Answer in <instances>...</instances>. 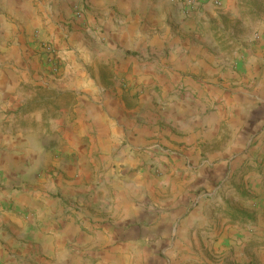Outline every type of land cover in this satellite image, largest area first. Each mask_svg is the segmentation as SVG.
I'll return each mask as SVG.
<instances>
[{"label": "crops", "instance_id": "obj_1", "mask_svg": "<svg viewBox=\"0 0 264 264\" xmlns=\"http://www.w3.org/2000/svg\"><path fill=\"white\" fill-rule=\"evenodd\" d=\"M88 1V16L97 30L71 28L63 76L58 82H38L39 91L58 94L68 106L58 104L54 94L48 96L52 111L17 110L25 100L21 82L0 72V264H82L80 251L73 248L84 247V224L78 215L67 213L66 204L71 199L84 203L87 191L82 178L84 168L91 165L101 166L113 187V211L108 215L114 219L106 226L126 242L120 243L122 254L102 249L108 264H119L130 254L138 227H125L138 215L145 217L138 214V198L165 205L145 220L152 223L151 237L163 248L166 264H233L253 258V253L264 262V253L251 251L264 247V210L259 209L264 203L260 186L264 170L255 169L264 148L260 140L249 149L245 144L264 121V42L247 50L244 69L251 80L243 78L246 82L230 88V82L215 77L213 85H206L194 82L192 73L217 71L213 47L229 43L223 42L228 37L224 33L230 31L224 21L235 0H220V8H204L201 19L193 21L182 18L174 0ZM142 46L159 50L167 75L159 82L143 83L158 85L162 96L171 92L174 76L189 74L183 84L190 91L170 95L159 114L152 111L154 91L144 88L132 97L119 82H95L96 76L83 74V65H92L95 71L102 68L108 51L115 55ZM13 52L6 51L5 59ZM225 126L230 132L218 153L225 159L219 167L228 166L231 178L241 186L229 190L224 200L197 196L186 205L184 189L198 179L181 168L180 158H190L192 151L201 152L203 144L220 140ZM212 162L213 158L201 160L198 175L217 172ZM150 164L163 175L149 172ZM168 191L170 196L157 197ZM92 199L100 201L97 194ZM105 205L99 211H107ZM192 247L199 248L200 255ZM206 249L218 258L208 260L201 251Z\"/></svg>", "mask_w": 264, "mask_h": 264}, {"label": "rangeland", "instance_id": "obj_2", "mask_svg": "<svg viewBox=\"0 0 264 264\" xmlns=\"http://www.w3.org/2000/svg\"><path fill=\"white\" fill-rule=\"evenodd\" d=\"M216 1L219 4H216ZM174 2L176 6H179L177 8L182 14V18L189 21L201 19L205 11L204 8L206 9L209 6L213 8L221 7L220 0H194L195 7L191 9L186 6V0H174ZM89 10L88 0H0V72L11 75L13 82H21L19 90L24 94L25 100L17 110L52 111L54 107L48 96L54 94L58 97V102H60L58 104L68 106L69 102L63 100L62 97L60 98L58 94L45 90L39 91L38 82H58L60 77L63 76L68 62L65 56L70 48L67 47L66 43L68 44V33L71 28L80 26L82 28L88 27L93 32L97 30L88 16ZM23 13L25 16H22ZM224 25L225 30L228 28L230 31L224 33L228 37L223 42L229 43L222 45L220 48L213 47L216 49L217 71L213 75H208L206 72L202 74L192 73L191 77L193 79V76L196 77L194 82H203L206 85H213L216 82L213 79L217 77L218 82H230V88H238L241 83L246 82L243 78L249 77L248 80H251L244 69L247 61V50L249 48L257 49L264 42V0H235L234 10L229 13V19L224 21ZM193 39L190 37V40ZM11 50L14 52L9 54L12 56L9 60H6L3 54ZM46 50H50L51 55L46 54ZM118 53L110 55L108 51L106 53L108 55L107 63L96 71L92 65L87 64L85 67L83 65L84 77L90 79L97 77L95 82H119V87L123 91L131 93L132 97H138L144 88L154 91L156 94L151 101L154 114H159L164 110V107L171 100L170 95H184V93L190 91L186 88V84H183L185 82L184 77L189 75H186V73L182 74V78H179L180 74L174 76L175 78L170 81L174 82L171 92L164 94V96L160 94L161 90L158 85L143 83L159 82L162 79L161 77L166 74L165 68L161 65L159 50L156 48L147 47L145 49L142 46L136 50H120ZM261 63L264 64V55ZM104 67L107 68L103 69ZM77 68L82 70V66ZM133 68L136 69V73H131ZM256 70L258 71V69ZM147 76L151 78V81H148ZM254 79H257V76H254ZM236 80L241 81L239 83ZM233 81L237 83H231ZM222 131L224 133H222L220 140L203 144L200 153L192 151L190 158H180L181 168L190 174L193 172L195 178L198 179L196 183L194 182V184L184 189L183 196L184 201L187 202L186 205L193 202L197 196H200V198L220 197L224 200L229 190L231 191L232 188L234 190L235 186H241L240 181L231 178L228 166H226V170L219 167L220 162L225 161V159L221 160L218 153L223 142L229 138L228 132H230L227 126L223 127ZM262 133H264V121L259 130L248 137L247 143H245L248 144V149L258 144L259 140L261 141L260 145L264 148V135ZM155 155L157 154L155 153ZM152 157L150 160L153 159ZM206 158H213L212 169L218 170L213 174L211 171L205 176H199L197 171L199 164L201 160ZM258 164L255 169L264 170V153ZM222 165L224 167L225 163L223 162ZM143 166L146 167L147 163L140 167ZM147 169L154 175H163V173H159L155 165L150 164ZM119 171L118 169L115 172L117 177L121 176L120 173L118 174ZM82 180L84 186H86L84 190L87 191L84 194V203L79 205V200L71 199L66 204L67 213L71 212L78 215L79 220L84 224V247L77 248L74 246L73 251H80L82 264H108L107 262L110 261L101 255L102 249H106L110 253L122 254L120 243H126L121 238H117V233L113 231L112 227L106 226V223L112 224L114 219L108 215L113 211V202L111 201V198H114L112 197L113 187L107 182L105 170L101 166L98 169H95L93 165L86 166ZM260 186L264 187V182ZM173 188V191L176 190V186H173ZM96 194L100 198L99 202L92 199V196ZM166 194L170 196L171 193L168 191L163 196L158 194L157 197L163 199L167 196ZM262 194L264 199V189ZM105 202V209L108 210L99 211L102 209H100V205L105 204ZM136 203L139 210L138 214H143L145 217L143 219L138 215L135 221L126 225L125 229L129 226L138 227V230L135 229L137 238L128 247L130 249L129 256L121 257L119 264H154L153 260L160 261V264H166L163 248L158 245L156 237H151V234H153V230L150 228L152 223L145 220L149 218L151 212L161 210V206L164 207L165 205L158 200L152 202V200H139V198ZM83 205L84 210H81ZM259 209L264 210V203L260 202ZM126 232L129 233V230H126ZM148 235L151 237L150 239L147 238ZM191 249L198 253L199 248L192 247ZM210 250L213 251V248ZM210 250L208 249L205 253L204 250L201 251L208 260H216L218 258L217 253H210ZM252 250L255 253H264V247H251ZM198 255L200 254L198 253ZM251 256L253 258L249 259L246 256L242 262L238 261L233 264H264L263 261L259 260V257H254V253ZM202 257L201 255L200 259L204 262L205 258ZM195 264H206V262Z\"/></svg>", "mask_w": 264, "mask_h": 264}, {"label": "built area", "instance_id": "obj_3", "mask_svg": "<svg viewBox=\"0 0 264 264\" xmlns=\"http://www.w3.org/2000/svg\"><path fill=\"white\" fill-rule=\"evenodd\" d=\"M194 0H186V6L189 8V9H191V8H194L195 6H194ZM216 4H219V2H215ZM46 54H48V55H51V51L50 50H46Z\"/></svg>", "mask_w": 264, "mask_h": 264}]
</instances>
